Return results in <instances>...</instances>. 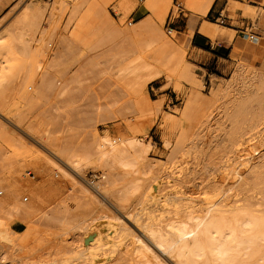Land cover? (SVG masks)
<instances>
[{"label": "bare ground", "instance_id": "obj_1", "mask_svg": "<svg viewBox=\"0 0 264 264\" xmlns=\"http://www.w3.org/2000/svg\"><path fill=\"white\" fill-rule=\"evenodd\" d=\"M185 1L187 7L196 11L189 22L187 41L193 37L199 20L202 21L200 32L203 35L214 41L233 39V30L207 19L211 0ZM147 2L154 11L151 16L135 23L130 21L129 29H119L108 11L106 1L50 0L45 4L29 1L9 31L0 34V114L16 118L28 130L41 131V123L32 118L29 107L42 100L49 91L66 88L74 68L91 69L100 64L99 51H103L109 44L130 48L135 54L133 62H137V66L135 69L124 70V78L129 82L146 87L160 77L159 69L170 67L171 74L167 79L173 89L183 92L184 86H189L182 106L165 112L160 124L167 164L177 166V171L172 172L175 174L174 180L184 182L188 159L193 153L189 145L196 129L214 116L217 109H224V105L232 99L237 96L244 99L251 89L264 86V74L254 72L260 64L259 60L264 59V51L259 46V39L251 37L252 41L237 59L238 65L233 68L231 78H221L223 85L205 95L202 92L203 81L197 78L192 67L185 61L184 49L176 47L160 27L167 19L172 0ZM174 7L171 10L175 14L178 7ZM117 9L128 17L132 7L129 0H120ZM60 10L68 12L67 20L61 21L58 18ZM171 34L177 36L178 33L172 29ZM251 71L253 75L248 76ZM161 105L159 102L158 107ZM235 105L232 101V105L227 108L235 110ZM244 114L241 108L233 113V130L237 129L241 134L259 132L263 127L262 120L257 117L253 121L242 122ZM54 146L57 147L53 150L54 154L74 173L65 170L62 164L50 156L14 153L0 162V173L3 172V175L0 174V190L5 193L0 198V241L16 251L27 250L26 244L38 228L37 222L49 215L42 206L35 204L36 201L25 202L21 190L17 188V177L27 163L37 170L35 185L41 188L48 200L56 191L55 181L51 179L53 171L70 178L74 192L77 193L79 188L81 193L92 197L99 205L98 210L105 213L103 218L108 220L114 238L122 232L121 218L77 177L84 179L83 170L90 162V157L123 171L122 178L126 186L114 195L121 199L123 195L140 193L144 199L141 211L146 209L162 186V182L155 176L147 179L149 170L167 166L148 161L153 147L149 142L128 138L124 134L118 138L107 134L97 138L93 149L85 153L73 150L70 144L56 143ZM259 155L258 148L252 149L247 155L249 158L242 161L246 164L240 170H231L228 162L224 161L222 151L197 153V158L203 161L202 169L209 176H214L213 183L195 205L172 206L166 201L158 205L155 211L144 213L145 220L140 223L137 221V230L133 233L132 263L264 264V199L237 196L227 199L221 191L227 180L230 179L236 185L238 178L240 180L253 173L258 166ZM141 164L145 165L146 170L137 176L136 169ZM102 186L96 184L94 189L99 190ZM104 195L107 193L104 192ZM131 208L128 207L126 214L130 216V221H136L141 211ZM14 219L26 224L24 233L16 231L15 225L11 223ZM91 220L92 216L75 214L69 223V230L64 234L73 230L89 231L94 224ZM97 249L102 247L93 245L81 250L78 260L87 261L94 254L93 250Z\"/></svg>", "mask_w": 264, "mask_h": 264}, {"label": "rangeland", "instance_id": "obj_2", "mask_svg": "<svg viewBox=\"0 0 264 264\" xmlns=\"http://www.w3.org/2000/svg\"><path fill=\"white\" fill-rule=\"evenodd\" d=\"M29 1L34 4H45L50 0H0L1 35L9 31ZM102 1H106L108 11L116 20L119 29H129L130 21L133 23L139 21L130 15L125 16V19L119 18L121 12L116 4L120 0ZM174 6H177L179 10L180 7L176 0H172L171 8L174 9ZM171 8L166 21L161 23L160 27L176 47L184 49L185 61L192 67L197 78L203 81L202 92L207 95L213 88L222 86L223 79L231 78L233 68L238 65V61L222 62L229 65V69L217 67L208 72L193 66L187 44L188 35L174 36L171 34L173 24L168 20L171 13L174 14ZM185 8L192 14H196V11L187 7L186 4ZM177 13L174 15L177 16ZM57 15L61 21L67 20L69 16L66 10H60ZM63 15L66 17L63 18ZM210 20L228 27L226 23L223 24L217 19L211 18ZM248 36L249 43L252 41L251 37L258 38L250 30ZM259 41V46L264 51V38ZM99 53H101L100 64L91 69L74 68L70 74L72 79L66 88L49 91L42 100L29 107L32 118L41 123L39 126L41 131L28 130L26 125L20 124L16 118H9L6 115L4 117L0 114V162L9 154L14 153L50 156L62 164L65 170L74 173L64 161L54 154L53 150L57 148L54 146L56 143L70 144L73 150L85 153L93 149L96 139H100V136L108 134L113 138H118L124 134L128 138L134 137L153 145L148 161L167 164L160 124L165 112H171L176 106H182L185 91L189 89V86H184L183 92L175 91L167 79L171 74L170 67L159 69L160 77L146 87L136 82L131 83L124 78L126 75L124 70L135 69L137 66V62H133L135 54L130 48L116 46L112 43ZM259 62L254 72L262 75L264 74V59L262 58ZM247 75L252 76V71ZM237 97L232 99L236 104L235 110L227 108L232 105V101L228 102L224 105V109L214 111L216 116H212L196 129L189 145L193 153L188 159L189 164L184 173V182L179 183L174 180L175 174L172 172L177 171L175 169L177 166L172 167L167 164L163 169L149 170L147 179L155 176L160 180L159 182H162V186L144 211H141L144 199L140 193L131 196L123 195L121 199L114 195L116 191L126 186V181L122 178L123 171L117 167L101 164L95 158L90 157V162L83 170L85 180L80 176L77 177L95 191L99 198L116 211L121 218L122 232L116 238L110 230L108 220L103 218L105 213L98 210L99 205L92 197H86L79 188L75 193L73 181L62 173L58 174L53 168L51 179L56 184L54 195L48 200L42 194L41 188H38L43 200L35 203L42 206L49 215L37 222L38 228L34 230L35 235L27 242V250L24 252L16 251L10 245L0 241V264H133V233L135 234L137 230L135 227L137 221L140 223L145 220L144 213L155 211L158 205L165 204L166 201H169L172 206L195 205L213 183L214 176H209L206 170L202 169L201 162L203 161L196 156L202 151L206 153L222 151L225 155L224 161L228 162L230 169L240 170L246 164L242 161L249 158L248 153L258 148L260 155L256 170L249 176L240 180L238 178L236 185L230 179L227 180L221 191L225 193L227 199L237 196V198L254 197L263 200L264 86L251 89L245 94L244 99ZM159 102L162 104L160 108L158 107ZM240 108L245 113L241 118L242 122H250L258 118L262 120L263 127L259 132L241 134L237 129L233 130V113ZM27 170L38 175L35 167L29 163L25 164L21 175ZM136 170L138 171L136 175L140 176L141 172L146 170L145 165H139ZM21 175L17 177V181ZM39 183H41L40 177ZM96 184L103 186L95 190ZM104 192L107 195H104ZM4 196L5 194L0 198ZM129 206L132 207L130 210L141 211L136 221H130V216L126 214ZM75 214L92 216L93 226L89 231L73 230L64 234L69 230V223ZM11 223L15 225L17 232L26 231V224L23 221L14 219ZM93 245L96 247L99 245L102 249L93 250L94 254L87 261L78 260L79 252Z\"/></svg>", "mask_w": 264, "mask_h": 264}, {"label": "crops", "instance_id": "obj_3", "mask_svg": "<svg viewBox=\"0 0 264 264\" xmlns=\"http://www.w3.org/2000/svg\"><path fill=\"white\" fill-rule=\"evenodd\" d=\"M131 4V17L139 21L153 14L152 6L147 0H129ZM179 5L177 16L173 13L168 20L173 24V30L182 36L189 32V22L192 14L185 8V0H176ZM119 8V3L116 4ZM120 17L125 15L120 11ZM191 16V17H190ZM217 19L227 24L235 32L232 40L225 38L214 41L200 32L202 21L196 25L192 38L187 41L192 64L196 68L208 72L213 68L229 69L231 63L239 59L249 45L248 31L254 32L259 39L264 38V0H211V7L207 19ZM185 40V39H184Z\"/></svg>", "mask_w": 264, "mask_h": 264}, {"label": "built area", "instance_id": "obj_4", "mask_svg": "<svg viewBox=\"0 0 264 264\" xmlns=\"http://www.w3.org/2000/svg\"><path fill=\"white\" fill-rule=\"evenodd\" d=\"M65 17L66 16L63 15V18ZM35 177L36 176L33 171L27 170L24 174L21 175V177H19L17 181V186L22 191V199L25 202H40L42 200V195L35 185ZM4 194V191H0V196H3Z\"/></svg>", "mask_w": 264, "mask_h": 264}]
</instances>
